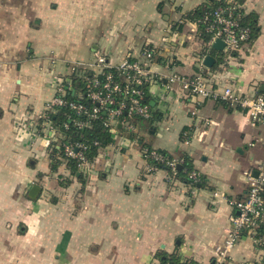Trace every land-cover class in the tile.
Returning <instances> with one entry per match:
<instances>
[{
  "label": "crops",
  "instance_id": "obj_1",
  "mask_svg": "<svg viewBox=\"0 0 264 264\" xmlns=\"http://www.w3.org/2000/svg\"><path fill=\"white\" fill-rule=\"evenodd\" d=\"M243 1L259 33L222 66L193 17L209 0H83L80 12L54 4L49 19L39 15L35 24L0 0V264H160L163 252L215 264L214 250L231 229V201L247 194L244 170L264 157L263 129L245 110L214 99L198 104L180 88L155 85L147 94L155 116L136 122V141L121 150L104 143L92 171L74 177L36 122L57 81L72 75L71 63L96 53L114 62L137 58L146 46L156 49L157 74L192 75L212 54L205 71L214 83L264 93V0ZM76 33L80 44L71 51ZM144 145L189 156L201 181L148 171ZM33 185L41 187L35 199ZM260 256L245 234L223 264H259Z\"/></svg>",
  "mask_w": 264,
  "mask_h": 264
},
{
  "label": "built area",
  "instance_id": "obj_2",
  "mask_svg": "<svg viewBox=\"0 0 264 264\" xmlns=\"http://www.w3.org/2000/svg\"><path fill=\"white\" fill-rule=\"evenodd\" d=\"M244 5L228 2L216 7L204 8L198 20L209 38L205 42L207 51H213V43L224 42L223 52L240 51L252 40V28L242 20ZM91 62L71 63L69 78L59 79L54 96L46 103L42 120L36 122L40 132L50 135L52 147L58 150L57 157L73 161L79 171L89 174L93 168L92 153L103 145L99 137L90 135L97 126L106 135L105 143L121 150L126 142L136 141L131 133L136 122L152 117L153 107L147 94L155 85L174 92L180 88L194 101L214 99L229 106L246 111L250 122L263 129L257 141L264 146V93L242 95L231 86L215 85L206 73L200 60V67L194 74L185 76L177 71L157 74L151 67L156 49L146 46L141 57H127L114 62L102 53H96ZM197 112L194 108L193 113ZM134 136V135H133ZM125 139L117 143V139ZM148 171L158 169V164L167 168L168 176H178L177 166L184 159L167 158L158 149L143 146ZM257 173V174H256ZM248 184L244 198L232 200L235 213L230 215L231 229L226 240L214 250L215 264H223L231 257L237 242L246 234L261 251L259 264H264V157L253 167L244 170ZM190 185L201 181V175L189 172ZM236 264H254L238 261Z\"/></svg>",
  "mask_w": 264,
  "mask_h": 264
},
{
  "label": "trees",
  "instance_id": "obj_3",
  "mask_svg": "<svg viewBox=\"0 0 264 264\" xmlns=\"http://www.w3.org/2000/svg\"><path fill=\"white\" fill-rule=\"evenodd\" d=\"M209 2L212 5L205 6L206 9H208L209 7H216L218 5H224L225 3H228V2H237L238 4L242 5L244 1L243 0H230V1H225L224 2V1L209 0ZM205 7H201V8L197 9L194 12L193 17H195V19L197 21L201 18ZM242 20H243V22L245 24L249 25L252 28V32H253L252 40L255 39L258 36V33H259V26H258L257 16L255 14H250V13L246 12L245 15L243 16ZM199 28H200V36L204 39V42H206L208 40L209 36L206 33H204L203 27H202L201 24H199ZM235 52H238V51H235ZM220 64L223 66L226 63L221 61ZM214 84L215 85H220L218 83H214ZM90 135H92L93 137L96 136V137L101 138L102 141H103V144L105 143L106 140L108 141V139H106V135L104 134V132H102L100 130V128L98 126L96 128H93L90 131ZM95 151L96 150H94V152L92 153V156H94ZM158 151L160 153H163L167 158L172 159V158L175 157L172 153H169V152H167L165 150L158 149ZM57 152H58V150L56 148L52 147V154H54V158L55 159L58 158L57 157ZM183 159H184L183 163L181 165L177 166V172H178V175L183 178V180H185L186 182L189 183L190 182L189 172L193 171L194 168H193L192 160H191V158L189 156L185 155V156H183ZM57 160L59 162H61V163L66 164V166H68V170L70 171V173H67L68 176H71V177L73 176L74 177V176H76L78 174L79 170H78L77 164L75 162L70 161V160H66L64 158L63 159L58 158ZM157 167L158 168H165V169L168 168V167H166L163 164H158ZM203 183H204V181L201 184L203 185ZM159 258H160V261H161L160 264H196L192 259L182 258L177 253L168 254L166 252H163V253H161L159 255Z\"/></svg>",
  "mask_w": 264,
  "mask_h": 264
},
{
  "label": "rangeland",
  "instance_id": "obj_4",
  "mask_svg": "<svg viewBox=\"0 0 264 264\" xmlns=\"http://www.w3.org/2000/svg\"><path fill=\"white\" fill-rule=\"evenodd\" d=\"M54 4H62L65 6V9L68 8H75L79 10V12L82 10V4L83 0H11V5L13 7L20 6V9L26 12V19L27 21H30L31 24H35L36 17L39 15L47 16L49 19L50 13H54ZM66 15H70L69 12L66 10L63 12ZM48 24V23H47ZM76 37L71 36L69 39V46L71 51L77 50L78 45L80 44V37L78 36V33H76ZM74 35V34H73ZM72 47H74V50H72ZM218 50H214V54H218ZM220 54L218 55L220 60L223 62H227L229 59L234 58V54L232 52H223L221 50L218 51ZM152 116H155L152 114ZM153 118V117H152ZM151 118V119H152Z\"/></svg>",
  "mask_w": 264,
  "mask_h": 264
},
{
  "label": "water",
  "instance_id": "obj_5",
  "mask_svg": "<svg viewBox=\"0 0 264 264\" xmlns=\"http://www.w3.org/2000/svg\"><path fill=\"white\" fill-rule=\"evenodd\" d=\"M224 42L220 39H217L213 45H212V48L215 49V50H222L224 48ZM215 57L214 55L212 54H207L205 55L204 59H203V64L207 67H212L214 64H215ZM257 174V173H256ZM41 191V187L39 185H33L30 189H29V196L32 198V199H35L37 198V196L39 195Z\"/></svg>",
  "mask_w": 264,
  "mask_h": 264
}]
</instances>
